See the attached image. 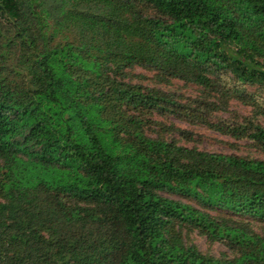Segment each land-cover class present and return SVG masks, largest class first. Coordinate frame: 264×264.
Listing matches in <instances>:
<instances>
[{
	"label": "trees",
	"instance_id": "obj_1",
	"mask_svg": "<svg viewBox=\"0 0 264 264\" xmlns=\"http://www.w3.org/2000/svg\"><path fill=\"white\" fill-rule=\"evenodd\" d=\"M135 67L214 100L131 84ZM247 85L264 87V0H0V264H264L241 222H264V161L145 134L147 116H187L264 152ZM229 99L254 117L205 121Z\"/></svg>",
	"mask_w": 264,
	"mask_h": 264
},
{
	"label": "rangeland",
	"instance_id": "obj_2",
	"mask_svg": "<svg viewBox=\"0 0 264 264\" xmlns=\"http://www.w3.org/2000/svg\"><path fill=\"white\" fill-rule=\"evenodd\" d=\"M146 15L152 17V13L147 10ZM217 79H220L226 87L235 85V81L229 73L224 71L218 72ZM126 81L131 84L142 85L156 90H161L170 95H174L178 102L186 104L196 99H207L213 101V96L207 98L198 87L182 81L170 79L167 82H160L154 72L135 67L127 72ZM239 86V85H238ZM247 95L264 105V87L249 86L245 87ZM225 110L211 111L205 114V121L209 123H225V124H240L244 123L245 119L253 118L255 115L254 108L246 106L235 99L227 100ZM259 124L264 123V119L256 117ZM145 134L153 139H163L166 141L174 140L179 145L196 148L209 153H217L223 155H235L247 159H256L264 161V152L259 150L251 141L246 139L237 140L231 136L222 134L209 128L202 122L192 121L189 117L181 118L167 113H154L147 116L145 119ZM185 132L187 137L180 135ZM162 196L171 200L180 201L182 203L191 204L197 208L198 205L192 199L178 196L176 194L163 192ZM213 215L214 212H211ZM242 221L255 233L264 237V222L257 221L251 218H241ZM181 237L186 245L195 246L201 253L219 257L222 254L228 253L226 247L221 243H210L205 237L199 235L196 231L182 230Z\"/></svg>",
	"mask_w": 264,
	"mask_h": 264
}]
</instances>
